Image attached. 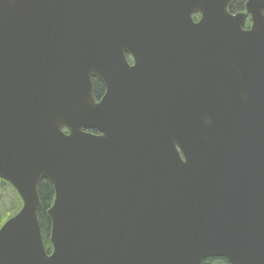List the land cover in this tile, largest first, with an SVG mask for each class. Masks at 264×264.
I'll use <instances>...</instances> for the list:
<instances>
[{
  "label": "water",
  "instance_id": "95a60500",
  "mask_svg": "<svg viewBox=\"0 0 264 264\" xmlns=\"http://www.w3.org/2000/svg\"><path fill=\"white\" fill-rule=\"evenodd\" d=\"M232 2L0 0V264H264V0Z\"/></svg>",
  "mask_w": 264,
  "mask_h": 264
},
{
  "label": "trees",
  "instance_id": "16d2710c",
  "mask_svg": "<svg viewBox=\"0 0 264 264\" xmlns=\"http://www.w3.org/2000/svg\"><path fill=\"white\" fill-rule=\"evenodd\" d=\"M246 0H233L232 4L230 5V11L233 13H236L243 9L244 3ZM197 17V16H196ZM195 17V19H197ZM251 24L250 20L247 21V26ZM129 61H131V58L128 56ZM94 95L98 99L101 98L105 92V85L99 78L94 79ZM39 197L41 202V208L39 210V221L42 231V238L45 245V248L48 253L52 251V244L50 240L51 235V219L48 215V210L51 207L53 200H54V188L53 185L48 180H42L39 184ZM19 199V209L22 205L21 199ZM18 209V210H19ZM17 210V211H18ZM11 215L5 214L2 216L3 220L0 221V224L4 223L8 218H10ZM217 261H223L224 263L229 264L225 259L223 258H210L207 259L204 264H215Z\"/></svg>",
  "mask_w": 264,
  "mask_h": 264
},
{
  "label": "rangeland",
  "instance_id": "374dc122",
  "mask_svg": "<svg viewBox=\"0 0 264 264\" xmlns=\"http://www.w3.org/2000/svg\"><path fill=\"white\" fill-rule=\"evenodd\" d=\"M19 203L18 194L14 187L0 181V217L5 214H14L19 209ZM215 264L227 263L217 261Z\"/></svg>",
  "mask_w": 264,
  "mask_h": 264
},
{
  "label": "flooded vegetation",
  "instance_id": "af4514ba",
  "mask_svg": "<svg viewBox=\"0 0 264 264\" xmlns=\"http://www.w3.org/2000/svg\"><path fill=\"white\" fill-rule=\"evenodd\" d=\"M105 91H106V88H105ZM104 94H105V92H104ZM104 94H103V95H104Z\"/></svg>",
  "mask_w": 264,
  "mask_h": 264
}]
</instances>
